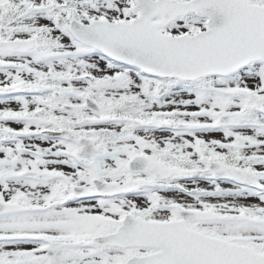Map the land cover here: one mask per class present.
I'll list each match as a JSON object with an SVG mask.
<instances>
[{"label":"snow or ice","instance_id":"obj_1","mask_svg":"<svg viewBox=\"0 0 264 264\" xmlns=\"http://www.w3.org/2000/svg\"><path fill=\"white\" fill-rule=\"evenodd\" d=\"M0 264H264V0H0Z\"/></svg>","mask_w":264,"mask_h":264}]
</instances>
